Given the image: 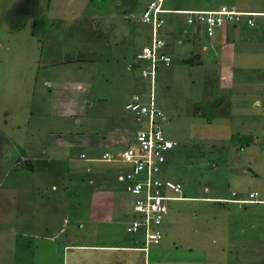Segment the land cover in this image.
<instances>
[{"label": "rangeland", "instance_id": "374dc122", "mask_svg": "<svg viewBox=\"0 0 264 264\" xmlns=\"http://www.w3.org/2000/svg\"><path fill=\"white\" fill-rule=\"evenodd\" d=\"M262 2L168 0L166 6L240 13L263 8ZM142 7L140 0H0V235H11L10 226L19 235L12 250L3 247L0 264H64L66 255L52 235H84L95 242V213L104 217L107 210L115 222L100 229L96 241L143 244L140 233L126 232L133 196L119 178L130 165L100 156L105 151L117 158L131 142L128 125L135 123L124 105L150 89L149 78L141 76L150 66L136 58L150 33L140 21ZM163 18L161 37L171 63L158 65L152 90L165 115V135L176 141L160 176L182 185L184 199L170 201L178 233L190 237L193 255L199 256L195 264H264V203L245 201L253 191L264 199V23L252 28L245 17L231 16L208 33L198 20L187 22L186 14ZM97 82L104 85L100 107ZM83 106L81 118L75 112ZM60 107L73 113L53 115ZM96 112L102 119L95 124ZM65 130L75 136L69 150L43 149V135L57 138ZM98 132L109 140L106 147L94 152L78 146L87 133ZM92 173L99 183L90 184ZM98 185L113 190L106 208L99 204L108 202L107 193L95 191ZM171 223L170 216L148 256L128 250L122 262L171 264ZM7 251L18 254L8 258ZM113 258L118 264L119 257Z\"/></svg>", "mask_w": 264, "mask_h": 264}, {"label": "built area", "instance_id": "2783aa9c", "mask_svg": "<svg viewBox=\"0 0 264 264\" xmlns=\"http://www.w3.org/2000/svg\"><path fill=\"white\" fill-rule=\"evenodd\" d=\"M140 1L143 3L140 21L149 27L150 33L136 58L146 60L150 66L141 69V76L150 80V89L144 94H134L124 105L135 123L132 126L131 142L119 152L117 158L108 152L103 153L102 158L120 160L130 165V170L119 178L125 182V190L133 196L134 215L126 226V231L133 234L142 233L143 244L137 248L147 255L150 245L156 244L162 237L161 227L166 220L170 201L184 199L180 194L182 186L180 182L172 180L166 174L160 176L168 155L176 146V141L165 135L163 125L165 115L156 106L152 90L158 65L169 66L171 63V56L165 52V39L161 37L165 22L163 16L168 13L186 14L187 22L196 19L205 25L207 32L210 33L213 28L220 26L224 19L237 15L245 17L246 22L254 26L256 17H264V11L239 10L238 13L237 10L224 7L204 10L175 9L166 6L168 0ZM169 191L178 194L170 195ZM249 196L248 201H259L257 191L251 192Z\"/></svg>", "mask_w": 264, "mask_h": 264}, {"label": "crops", "instance_id": "0c3cea01", "mask_svg": "<svg viewBox=\"0 0 264 264\" xmlns=\"http://www.w3.org/2000/svg\"><path fill=\"white\" fill-rule=\"evenodd\" d=\"M262 3L264 4V2H262ZM262 6H263V8H260V9H257V8H248V9L247 8H240V9H242V10H249L250 9L252 11H264V5H262ZM167 7H169V6H167ZM169 8H172V7H169ZM175 9H177V8L175 7ZM178 9H184V8H178ZM186 9H191V7L186 8ZM197 10H201V9H197ZM110 14L113 15V11H111ZM263 20H264V18L261 19L258 17L256 19V24L254 26H252V28H259V29L262 28V25L264 22ZM108 68H110V67H105V70H109ZM102 70H104V69H102ZM96 75H98V77L99 76L102 77V75H99L98 73H96ZM101 86H104V85H102L101 83L99 85V83L97 82V86L95 88V104L98 103L99 107L101 104V100H100L101 95L99 93ZM88 91H89V89H87L83 95L84 100L83 99L82 100H83L84 104H85V100H86L85 98H88L90 93H91V92L88 93ZM112 97H113V95L111 94V98H110L111 100L113 99ZM89 105H91L90 102H89ZM56 109H57L56 111L53 109V111H54L53 115H55V113H56L55 116L60 117V118H63V115H64V117H68V116H70L71 113H73V112H70V109L66 108V107H63V108L60 107V108H56ZM99 109H101V108H99ZM86 110L87 109L84 107L81 111L75 112V113L76 114L80 113L82 115L81 116V118H82L86 114ZM79 118H80V116H79ZM101 119L102 118L99 117V113L96 112L95 124L100 122ZM122 119H123V117L120 119H116L117 126L122 125L121 123H119L120 121L122 122ZM63 124H65L64 121H63ZM126 124H130V123L126 122ZM131 127L132 126L128 125V130L127 129L126 130H127V133H129V131H130L131 138H132L133 132H132ZM119 128L120 127H118V129ZM126 128H127V126H126ZM65 129H68V128H65ZM106 132H109V130ZM89 134H91V133H89ZM89 134L87 133L86 136L83 137V139H82L83 143H79V145H78L79 147H85V148L87 147L86 148L87 151H89V150L93 151L94 150V152H95L96 147L97 148L101 147V146L106 147L108 145L109 140L107 141V140L102 139L103 134L100 135L101 132H98V134H96V133L92 134V135H89ZM45 135H43L44 138H43V142L41 145V146H43L44 150H47V148L50 149L49 147H52L53 145H55L56 147H60L62 149V151L66 152L67 150H69V148H71L69 145L71 143H73L72 140H73V138H75V136H72L66 130L62 131V135L57 137V138H55L54 135H51L50 132L48 133V136H45ZM52 136L54 137L55 141L51 138ZM82 145H84V146H82ZM73 146H75V145H73ZM78 146L76 145V147H78ZM103 153H101V155H100L101 158H102ZM82 154H83V157H85L86 151H85V153L80 152V157L82 156ZM87 156H88V154H87ZM83 157H81V158H83ZM36 158L37 157H32V159H36ZM74 168H75V166L72 167V170H71L72 174L74 173L73 171H75ZM87 170H89V169L87 168ZM40 172H42V171H40ZM92 174L94 175V173H92ZM97 179H98V177H97ZM93 180L99 183V180H95V175H94L92 181L89 180L90 184L94 183ZM97 187H99V185L95 186V191L100 190V191H104L105 193H107L105 198L107 199L108 202L99 204V205H103L106 208L112 200L111 194H113V190L112 189H105V188H103V186H102V188H97ZM40 190H44V189H40ZM93 191L94 190H92V192ZM107 195H108V197H107ZM182 197H184V196H182ZM190 198H198V197H190ZM202 199L203 200H209V201L220 200V199H215V198L211 199L210 197H202ZM181 200H183V199H181ZM178 201H180V200H178ZM262 202L264 203V200ZM64 203H65V205H69V201L67 199H65ZM96 205H97V203H95V208L99 207V205L98 206H96ZM74 206L80 207L81 202H78V203L76 202V204ZM109 207L113 208L114 206L111 204ZM169 212H168L167 218H166L168 221L166 227H168V225H169L170 216H171V222H172L171 224H172V227L175 228V232L173 233V235L171 233L172 236L170 238L171 252H172L171 264H173L175 262L177 264H195L196 262L194 259L199 257V256L193 255L194 247H193L192 243L190 244L188 242L190 237L187 235L181 234V232L178 233V230H180L181 227H180V225L177 224V219L173 217L172 211H170V209H169ZM66 215H67V213H66ZM131 216H132V214H131ZM66 217L68 218V216H66ZM76 217H78V216H76ZM113 222H115L114 212L110 213L107 210L104 214V217L97 215L95 213V242H94V240H92L90 242L88 241V239L84 240V238H83L84 235H81L79 237H78V235H52V236L57 238V239L55 238V241L58 240V242L56 243L58 250L61 251L64 256L66 255V258L65 257L63 258L64 264H90L92 262H95V264H105V262H107V261H110L112 264H116V260L113 257H119L120 260H119L118 264H129V261L128 262H126V261L122 262L123 261L121 259L123 256L122 254L127 253L128 250H135V249H131V248H135V247H128L126 245H120L119 244L120 242H118V240H111L109 242H101L102 240L100 242L96 241L97 240L96 235L101 234L100 229L103 230L104 228H107L106 226H110ZM87 226H88V224H87ZM9 229H10L9 234H11V235H0V243H2V245L0 244V250H1L0 253L3 252L2 251L3 247H6L7 249L9 247H12L13 241L15 238H17V241H18L19 235L14 234L15 230L13 229V227L10 226ZM83 229L84 228H82V230ZM190 230L194 231V233H195L194 228L189 227V231ZM127 234L132 235L129 232H127ZM189 234L193 235L192 233H189ZM107 235H113V231H111V233H107ZM63 236H65V240L62 241L63 242L62 243L61 240H62ZM27 237H28V239H31V238L34 239L35 235H28ZM49 238H51V236ZM128 238H129V236H128ZM124 240L125 239H120L119 241L122 242ZM129 240H130V238H129ZM162 244H164V243L162 242ZM163 247L161 248V251L166 250V248L163 249ZM9 249L12 250L13 248H9ZM137 251L140 252V256H141V251H139L138 249H137ZM128 252H130V251H128ZM15 254H18V253L17 252L14 253V251H7L5 255L8 258H12V256H14ZM133 257H135V255ZM174 257H177V260H174ZM113 259L115 260L114 262H112ZM135 262L139 263V264H143L142 262H139L138 260Z\"/></svg>", "mask_w": 264, "mask_h": 264}, {"label": "trees", "instance_id": "16d2710c", "mask_svg": "<svg viewBox=\"0 0 264 264\" xmlns=\"http://www.w3.org/2000/svg\"><path fill=\"white\" fill-rule=\"evenodd\" d=\"M264 200V199H263ZM263 200H259L258 202H260V203H263L262 201ZM208 201V200H207ZM216 201H218V200H216ZM169 209H170V207H169ZM168 212H169V210H168ZM131 214H132V216H131V218H130V220L132 219V217H133V215H134V213H133V211L131 212ZM167 218V217H166ZM167 219L165 220V222H164V224H162V227H161V233H162V237H163V235H164V227H166L167 226ZM132 235H135V233L133 234V233H131ZM142 233H140V237H141V240H142ZM162 237H161V239H162ZM161 239L159 240V242H157L156 244H151L150 246L152 247V246H155V245H159V243H160V241H161ZM128 247H135V248H137V247H140V245H136V246H128ZM138 254V256H136V257H139L140 256V252H136V255Z\"/></svg>", "mask_w": 264, "mask_h": 264}, {"label": "clouds", "instance_id": "9594fccd", "mask_svg": "<svg viewBox=\"0 0 264 264\" xmlns=\"http://www.w3.org/2000/svg\"><path fill=\"white\" fill-rule=\"evenodd\" d=\"M178 9V8H177ZM169 14H179V13H169ZM207 199V198H206ZM218 201H222V200H218ZM246 201V200H245ZM247 202V201H246ZM141 246V245H140ZM139 249V248H138ZM148 249H150V247L148 248ZM139 251H141V250H139ZM142 253H143V255H145V252L144 251H141ZM150 252V250H148V252H147V255L146 256H148V253Z\"/></svg>", "mask_w": 264, "mask_h": 264}, {"label": "bare ground", "instance_id": "6f19581e", "mask_svg": "<svg viewBox=\"0 0 264 264\" xmlns=\"http://www.w3.org/2000/svg\"><path fill=\"white\" fill-rule=\"evenodd\" d=\"M247 202H250V201H248V200H246ZM168 214V213H167ZM131 249H138V248H131Z\"/></svg>", "mask_w": 264, "mask_h": 264}]
</instances>
